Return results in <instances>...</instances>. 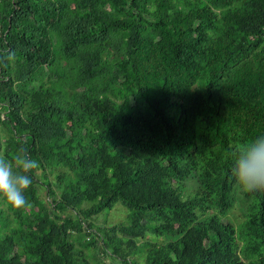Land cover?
<instances>
[{
    "label": "trees",
    "instance_id": "trees-1",
    "mask_svg": "<svg viewBox=\"0 0 264 264\" xmlns=\"http://www.w3.org/2000/svg\"><path fill=\"white\" fill-rule=\"evenodd\" d=\"M261 133L264 0H0V157L37 162L0 264H264V189L227 219Z\"/></svg>",
    "mask_w": 264,
    "mask_h": 264
},
{
    "label": "clouds",
    "instance_id": "clouds-1",
    "mask_svg": "<svg viewBox=\"0 0 264 264\" xmlns=\"http://www.w3.org/2000/svg\"><path fill=\"white\" fill-rule=\"evenodd\" d=\"M36 166L37 162L22 151L14 160L0 157V201L13 209L26 206V191L32 184L28 171ZM231 176L245 192L264 189V133L256 135L239 149Z\"/></svg>",
    "mask_w": 264,
    "mask_h": 264
},
{
    "label": "rangeland",
    "instance_id": "rangeland-1",
    "mask_svg": "<svg viewBox=\"0 0 264 264\" xmlns=\"http://www.w3.org/2000/svg\"><path fill=\"white\" fill-rule=\"evenodd\" d=\"M5 132H2L1 135H4ZM39 174V172H37ZM49 181L51 182L52 188L59 193L60 189H57L54 185V183L57 182L55 179L54 175L49 176ZM195 183L193 180H188L183 184V196L186 197L187 195L191 194L195 190ZM39 194L40 197L44 200L47 199L46 192L44 188L40 187L39 188ZM235 197V204L232 208V210L229 212L227 215V219L233 222L234 224H237L242 221L243 219V214L246 211V200L242 194L241 188L237 187L236 191L234 193ZM83 206H88L87 203H84ZM3 207V206H0ZM129 213V210L125 208L121 203L116 202L111 209L105 210L98 214L97 216L93 217V222L96 226H106L109 227L111 225L115 224H121L125 223L127 220V215ZM147 241H153L158 244H162L164 238L162 237H154L151 234H148L147 237L145 238ZM144 241V240H143ZM142 242V241H139ZM96 257L93 258L91 264H112L111 260L108 257H105L102 255L101 252L96 251Z\"/></svg>",
    "mask_w": 264,
    "mask_h": 264
}]
</instances>
